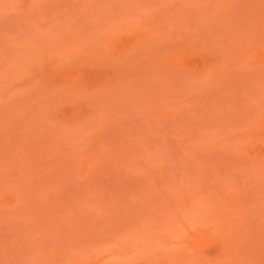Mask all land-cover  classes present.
<instances>
[{
  "label": "rangeland",
  "instance_id": "374dc122",
  "mask_svg": "<svg viewBox=\"0 0 264 264\" xmlns=\"http://www.w3.org/2000/svg\"><path fill=\"white\" fill-rule=\"evenodd\" d=\"M0 264H264V0H0Z\"/></svg>",
  "mask_w": 264,
  "mask_h": 264
}]
</instances>
